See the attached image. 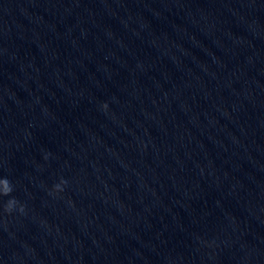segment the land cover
<instances>
[{
	"label": "water",
	"instance_id": "95a60500",
	"mask_svg": "<svg viewBox=\"0 0 264 264\" xmlns=\"http://www.w3.org/2000/svg\"><path fill=\"white\" fill-rule=\"evenodd\" d=\"M4 177L0 264H264V0H0Z\"/></svg>",
	"mask_w": 264,
	"mask_h": 264
},
{
	"label": "clouds",
	"instance_id": "9594fccd",
	"mask_svg": "<svg viewBox=\"0 0 264 264\" xmlns=\"http://www.w3.org/2000/svg\"><path fill=\"white\" fill-rule=\"evenodd\" d=\"M104 107L107 108L108 105L105 103ZM66 184H67V180H64L62 178L60 183L54 185V189L56 191H63V186ZM12 191H13V186L10 180L7 177L0 178V195L8 196L10 193H12ZM18 203L19 202L14 197L9 199L7 203L4 205V211L11 214ZM24 210H25V205L20 204L19 211L24 212Z\"/></svg>",
	"mask_w": 264,
	"mask_h": 264
}]
</instances>
